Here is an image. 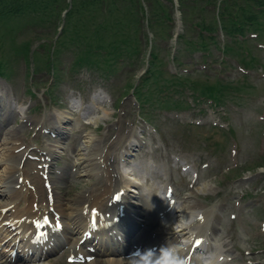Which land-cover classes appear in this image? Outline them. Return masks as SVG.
Listing matches in <instances>:
<instances>
[{
	"label": "rangeland",
	"instance_id": "rangeland-1",
	"mask_svg": "<svg viewBox=\"0 0 264 264\" xmlns=\"http://www.w3.org/2000/svg\"><path fill=\"white\" fill-rule=\"evenodd\" d=\"M4 1L0 74L7 80L0 75V86L23 107L13 105L10 126L24 117L38 119L53 108L74 117L67 95L72 88L83 98L99 87L112 93L114 98L109 104L106 100L90 125L78 126L74 118L64 125L62 130L71 131L58 150L64 158V146L77 143L85 132L102 138L117 122L118 130L129 128L138 112L160 116L166 104L175 105L181 111L173 112V123L161 118L153 142H161L172 154L191 155L197 165L209 162L202 176L214 189L199 192L198 198L204 204L221 203L220 241L229 240L241 264H264V23L249 29L245 22L241 31L240 19L220 16L222 7L236 6L229 0H95L96 5L64 0L63 8L59 0ZM179 45V55L171 58ZM132 88L142 109L130 94ZM213 97L222 103L207 111ZM211 115L217 125H189ZM35 133L31 123L20 134L34 147L42 146L40 139L49 146ZM78 180L65 195L81 190L84 180ZM182 180L187 190L189 179ZM236 200L243 208L239 218L245 221L228 222ZM63 257L57 264H67Z\"/></svg>",
	"mask_w": 264,
	"mask_h": 264
},
{
	"label": "bare ground",
	"instance_id": "bare-ground-1",
	"mask_svg": "<svg viewBox=\"0 0 264 264\" xmlns=\"http://www.w3.org/2000/svg\"><path fill=\"white\" fill-rule=\"evenodd\" d=\"M2 84L4 83L2 82ZM3 90L6 93V88L1 85L0 91ZM13 111L14 110H12L10 103L2 108L0 106V197L9 198L6 203H10L9 205H6V203L1 201L0 198V217L3 216L5 220H13V217L17 216H33L37 214L39 210H47L50 208V205H53L59 213L62 214L63 221L66 222L67 220V223L69 224L66 229V234H62L63 236L69 238L70 236H73V232H75L82 223L81 211L84 207L83 204H92L95 201H100L101 203L109 191H112L111 193L113 194L115 190L122 188L126 191V193H128L127 202H130L129 197L133 196L134 203L137 204L140 200L147 207H150V203L147 202L145 197H147V199L148 197H153L155 200L154 202L156 203V210L166 208L165 204L163 206L160 202H158L157 196L159 194V186L143 189L140 194H134L132 192H136L135 188L138 183L135 186L132 181H129L120 174V170L115 169L116 165L122 164L120 163V160L126 162L128 161V154L131 151V148L135 146V140L131 139L122 142L123 138H120L117 140L118 143H121L120 147H116V141H114L108 146L103 145V147L106 146L105 150H107L104 152L102 140L99 139L98 136L91 133V131L86 132L84 136H82V141H80L76 147L77 152L75 153L74 165H76L79 170L75 172L73 178H79L84 173L89 177L94 176V179L92 181H88V185L85 187L82 183L79 186V189L82 191L78 193L75 192L71 198H68L66 195L62 194V192L58 191V193L56 191L53 203H50L47 200L44 201L45 198L42 196V194L45 193L44 180H42L39 175H33L31 177L32 181H30V185L33 186V189L27 185L29 175L25 164L27 161L26 158L22 162L27 148L19 150V147L23 144V142L20 141V133L23 129L22 127L30 120L26 118L24 122L18 126H8L11 119L10 117L13 116ZM64 117L65 116L60 112H50L42 117L37 123H48L52 127H56L58 122H66ZM58 142L53 145V149L50 148L47 152H45V149H40V151H38L39 160L37 163H40V160H43V162L48 164V166H50V164L52 165L53 163L48 160V158L54 159L56 157L58 153L57 149L60 147V143ZM141 168L151 173H158L159 170H163L162 166L157 169H151L146 163H144ZM62 173L63 174L52 179V184L56 181L65 182L64 176L70 177L67 166L62 168ZM21 177L22 181H19V178ZM213 189L214 185L212 186L209 181L203 182L200 186H197L196 189L192 190L188 194H185V198L172 207L173 211L170 214H167V216L172 215L175 218V222L178 223V232L176 233L179 235L178 237L181 239H184L187 235L190 237V234L192 235L194 229L197 230L195 234L197 236L205 234L206 237H212L214 235L213 231H211V233L207 231L208 229L215 227V221L217 220L215 208L218 203L213 205V210L211 208L209 210L204 207L205 204L198 198L199 192H208ZM19 202L22 203L19 204ZM14 203L16 204L13 206V209L11 205ZM199 213H202L203 215V224H200V220L194 219V217ZM4 231V235H0V242L3 243H0V246L5 249L10 242L9 234H11L13 230L6 228ZM62 235H58L60 240L57 238L53 239V244L56 247H59L62 244ZM146 235L147 230L144 229L140 231L135 238H141ZM77 238L78 236L74 239L78 240ZM45 249L46 247H43L39 250L40 252L35 251L36 256L41 257ZM216 249H220V251L223 252L221 247L214 248V246L210 244L204 246L203 255L206 256L205 259L207 258L206 264H225L224 262H218L217 257L213 258V252ZM49 252L50 251L47 249L45 254H49ZM97 253L106 255V258L104 256L102 261L87 264H126L120 259H115L113 257L114 253L109 248L101 247ZM219 255H221V253H219ZM4 256L6 255H2V257ZM193 262L198 264L202 263L199 258H195Z\"/></svg>",
	"mask_w": 264,
	"mask_h": 264
},
{
	"label": "trees",
	"instance_id": "trees-1",
	"mask_svg": "<svg viewBox=\"0 0 264 264\" xmlns=\"http://www.w3.org/2000/svg\"><path fill=\"white\" fill-rule=\"evenodd\" d=\"M1 1H4V0H0V2ZM5 1H7V0H5ZM5 1L2 3H6ZM59 1L61 3L59 5V7L61 6V8H63V6L65 4H67L66 1H64V0H59ZM80 1H82L83 3L92 1L93 5L94 4L96 5V3H97L95 0H80ZM115 1H118V0H115ZM166 1L169 2L170 0H166ZM229 1L232 2V5H236V6L233 7V9H229L228 6L222 7L221 11L219 12L220 16H222L223 19H228L230 17L234 21H237L238 19H240V21H242V23L239 22L237 24L239 27L238 29H241V31H245L244 26H246L245 25L246 23L248 24L247 27L249 29H250V27L254 28V29H258L264 23L261 20V19H264V18H262V17H264V0H229ZM160 2H161V0H160ZM162 2H163V0H162ZM224 2L226 4L228 3L226 0ZM254 4H257V6H255ZM109 9L111 11V7ZM250 25H252L253 27ZM235 28H236V26H235ZM258 31H260V30H258ZM232 32H235V31H232ZM201 44L204 45V41L201 42Z\"/></svg>",
	"mask_w": 264,
	"mask_h": 264
},
{
	"label": "clouds",
	"instance_id": "clouds-1",
	"mask_svg": "<svg viewBox=\"0 0 264 264\" xmlns=\"http://www.w3.org/2000/svg\"><path fill=\"white\" fill-rule=\"evenodd\" d=\"M161 256L160 258L155 262V264H187V261L185 258L181 257L178 254V250L170 247L169 245L166 247H161ZM148 253H154L152 250H146L141 255H145ZM136 254H133L130 257H135ZM134 264H152L150 260L140 259L134 261Z\"/></svg>",
	"mask_w": 264,
	"mask_h": 264
},
{
	"label": "snow or ice",
	"instance_id": "snow-or-ice-1",
	"mask_svg": "<svg viewBox=\"0 0 264 264\" xmlns=\"http://www.w3.org/2000/svg\"><path fill=\"white\" fill-rule=\"evenodd\" d=\"M92 213H93V216H95V214H96V210L93 209V210H92ZM45 222H47V221H45ZM57 227H59V225H57ZM199 243H200V241H197V244H199Z\"/></svg>",
	"mask_w": 264,
	"mask_h": 264
}]
</instances>
